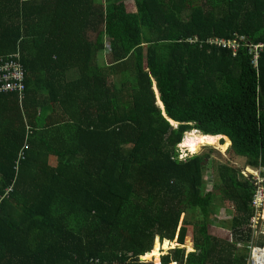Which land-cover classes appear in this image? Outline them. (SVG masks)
Returning <instances> with one entry per match:
<instances>
[{
	"label": "trees",
	"instance_id": "1",
	"mask_svg": "<svg viewBox=\"0 0 264 264\" xmlns=\"http://www.w3.org/2000/svg\"><path fill=\"white\" fill-rule=\"evenodd\" d=\"M238 35L264 44V0H0L27 86L0 94V264H247L264 48L216 42ZM193 130L232 141L211 191V153L179 158Z\"/></svg>",
	"mask_w": 264,
	"mask_h": 264
},
{
	"label": "rangeland",
	"instance_id": "2",
	"mask_svg": "<svg viewBox=\"0 0 264 264\" xmlns=\"http://www.w3.org/2000/svg\"><path fill=\"white\" fill-rule=\"evenodd\" d=\"M132 8H133V3L130 2L128 9L130 11H132L133 10ZM106 54H108L107 58L111 59V51H110V49L106 50ZM115 80L119 81V78H117ZM154 89L156 91L158 104L162 108V105L160 104V102H161L160 95H159V92H157L158 88L156 87V85L154 86ZM175 127H179V125L176 124ZM193 132H197V131L193 130L191 132L185 133L183 142H184L187 134L188 133H193ZM222 142L226 143V139H224V137H222L221 140H220V143L224 144ZM231 148H232V145L230 146L229 150L224 152V151H221L219 148H217V146L205 145V146H202L200 151L196 154L198 156L199 155L203 156V155H208L209 153H211V159L209 160L208 165L206 166V171L204 172L205 180L207 181L206 191H211V190L214 189V182H215L216 177H217L218 166L219 165H223V164H227V162H229L231 160V156H230ZM178 149H179V158H180V160H184L186 157H189V156H196V155H191L190 153H188V151L186 149L182 148V145H179ZM242 163H243V161H241V162H239L237 164L235 163V164L237 166H239L240 168H242V166H241ZM244 169L247 172L248 176H250V174H252L251 172H254L255 174H261V172H258V169H254V168L252 169L250 167H247V168H244ZM241 179L243 180V179H247V178L244 175H242ZM185 219H186V216L183 215L182 218H181L180 227L183 225V222H184ZM224 219L227 220L228 222H231L233 220V215L231 214L230 216L226 217V215L223 213L220 219L217 218V220L215 222V225L211 226V233H213L214 235H217V237H220V238H222L224 240L233 241L234 240L233 232L231 230H228V229H226L224 227H221L220 225L217 224L219 221H222ZM263 219H264V216H263ZM189 228H188L189 237L186 239L185 245H181V244L177 243L178 240L175 241L176 242L175 248H177V247L184 248V249H186L187 253H190L191 251L194 250V243L192 241V231H193V229L192 228L189 229ZM253 229L254 230H252L253 231L252 240L247 245L248 246L247 249H248L249 261H250V257L252 256L254 248L255 249L264 248V220L261 221V223L259 224L258 227H256V228L254 227ZM156 242H159L160 244H164V242L161 243L160 240H157ZM156 242H155V245H156ZM175 248H171L169 251H165V253L162 254L161 257L164 256V255H168L171 252V250H173ZM145 262H152V261L151 260L150 261L145 260ZM154 264H156V263H154ZM159 264H161V259H160V263ZM175 264H177V263H175Z\"/></svg>",
	"mask_w": 264,
	"mask_h": 264
},
{
	"label": "built area",
	"instance_id": "3",
	"mask_svg": "<svg viewBox=\"0 0 264 264\" xmlns=\"http://www.w3.org/2000/svg\"><path fill=\"white\" fill-rule=\"evenodd\" d=\"M240 38V39H239ZM218 45L223 47H229L234 51V54L238 51L240 46L246 45L249 51L253 53V62L258 64V60H260V50L264 48V44H253L247 39V36L238 35L232 40L227 39H218L216 40ZM26 79V70L21 62L20 53H16L10 56L9 59L3 58L0 56V94L9 93V92H17L20 98H25L27 93V86L25 84ZM261 174H255L251 172L254 176V181L256 186L259 187L258 195L254 200V206L258 209V217L252 219L253 227H258L261 221H263L264 216V169L258 170ZM242 175L246 178H249L247 172L243 170ZM262 259V262H261ZM250 264H264V249H253L252 259Z\"/></svg>",
	"mask_w": 264,
	"mask_h": 264
},
{
	"label": "bare ground",
	"instance_id": "4",
	"mask_svg": "<svg viewBox=\"0 0 264 264\" xmlns=\"http://www.w3.org/2000/svg\"><path fill=\"white\" fill-rule=\"evenodd\" d=\"M222 137L226 139V143L224 144L220 143ZM180 145H182V148L186 149L191 155H196L200 151L202 146L205 145L217 146V148H219L221 151L226 152L230 149L232 141L227 136H206L200 132H193L188 133L184 142Z\"/></svg>",
	"mask_w": 264,
	"mask_h": 264
},
{
	"label": "water",
	"instance_id": "5",
	"mask_svg": "<svg viewBox=\"0 0 264 264\" xmlns=\"http://www.w3.org/2000/svg\"><path fill=\"white\" fill-rule=\"evenodd\" d=\"M158 92H159V91H158ZM160 104L162 105V108H163L162 110H163L164 116H165L166 118H168V119L172 122L173 125H176V124L179 125L178 122L174 121L173 119H171V118L168 116V114H166L164 104H163L162 102H160ZM177 243H178V242H177ZM193 251H194V250H193ZM193 251H192V252H193ZM149 253H150V252H149ZM149 253H147V254H149ZM141 260L144 261L143 257H142Z\"/></svg>",
	"mask_w": 264,
	"mask_h": 264
},
{
	"label": "clouds",
	"instance_id": "6",
	"mask_svg": "<svg viewBox=\"0 0 264 264\" xmlns=\"http://www.w3.org/2000/svg\"><path fill=\"white\" fill-rule=\"evenodd\" d=\"M263 49V48H262ZM261 49V50H262ZM260 50V51H261ZM175 126V125H174ZM194 131H197V132H199L198 130H194ZM203 134V133H202ZM206 136H210V135H206ZM186 159V158H185ZM264 249V248H263ZM192 252V251H191ZM141 259H142V257H141ZM251 259H252V256L250 257V261H251ZM145 261V260H144ZM250 261H249V257L247 258V264H250ZM261 262H262V259H261Z\"/></svg>",
	"mask_w": 264,
	"mask_h": 264
},
{
	"label": "crops",
	"instance_id": "7",
	"mask_svg": "<svg viewBox=\"0 0 264 264\" xmlns=\"http://www.w3.org/2000/svg\"><path fill=\"white\" fill-rule=\"evenodd\" d=\"M70 79H73V78L70 77ZM69 81H70V80H69Z\"/></svg>",
	"mask_w": 264,
	"mask_h": 264
}]
</instances>
